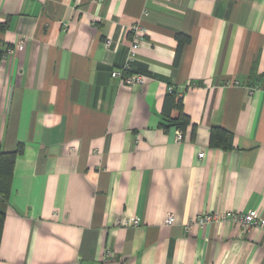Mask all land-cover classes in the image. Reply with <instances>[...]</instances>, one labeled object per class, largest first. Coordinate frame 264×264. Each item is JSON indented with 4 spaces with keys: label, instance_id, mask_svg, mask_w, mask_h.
I'll return each instance as SVG.
<instances>
[{
    "label": "crops",
    "instance_id": "1",
    "mask_svg": "<svg viewBox=\"0 0 264 264\" xmlns=\"http://www.w3.org/2000/svg\"><path fill=\"white\" fill-rule=\"evenodd\" d=\"M0 24V264H264L261 229L187 228L264 216V0H0Z\"/></svg>",
    "mask_w": 264,
    "mask_h": 264
},
{
    "label": "built area",
    "instance_id": "2",
    "mask_svg": "<svg viewBox=\"0 0 264 264\" xmlns=\"http://www.w3.org/2000/svg\"><path fill=\"white\" fill-rule=\"evenodd\" d=\"M131 30L134 31L135 37L139 39L141 35L144 33V29L139 26L138 24L131 25ZM22 40L19 42V46H21ZM110 44V40H105V45L108 46ZM139 47L138 42H133L131 45V48L128 52L127 61L122 66V69H113L111 71V76L113 78L119 79L121 82H123L126 85H141L145 81V77L142 76L139 73H131V74H125L124 70L129 69V62L134 58L135 52L137 48ZM172 87H169V90L171 91ZM177 138H182V133L179 130L177 132ZM199 157L203 156V152L198 153ZM231 220L236 223L238 227L244 230H250V229H261L264 231V216H262L257 210H251L244 213H238V212H221V213H205L197 215L193 220H191L187 224V228L190 224H197L200 226L205 225L208 222H220L225 220ZM175 218L174 215L170 212L166 213L164 222L167 225H171L174 222ZM127 223H134L138 224V220L131 217L128 218Z\"/></svg>",
    "mask_w": 264,
    "mask_h": 264
},
{
    "label": "trees",
    "instance_id": "3",
    "mask_svg": "<svg viewBox=\"0 0 264 264\" xmlns=\"http://www.w3.org/2000/svg\"><path fill=\"white\" fill-rule=\"evenodd\" d=\"M4 25L0 24V28ZM179 48L184 41L188 40L187 36L181 33L177 34ZM174 97L175 106L179 111V114L174 119H169L171 123L175 124L180 130L184 129L189 124V117L182 112L181 109V95L176 93L173 89L169 91ZM209 143L211 146L221 147L223 149H230L232 147V133L219 125H214L210 129ZM21 147L18 146L12 151L0 150V240L1 231L5 218V213L3 211V205L7 201L8 195L10 193L11 177L15 158L18 153H20Z\"/></svg>",
    "mask_w": 264,
    "mask_h": 264
}]
</instances>
